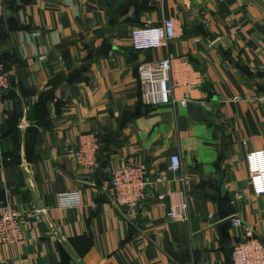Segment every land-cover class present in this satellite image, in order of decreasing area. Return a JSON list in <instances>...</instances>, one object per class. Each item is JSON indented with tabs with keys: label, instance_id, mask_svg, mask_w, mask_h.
Returning a JSON list of instances; mask_svg holds the SVG:
<instances>
[{
	"label": "crops",
	"instance_id": "crops-1",
	"mask_svg": "<svg viewBox=\"0 0 264 264\" xmlns=\"http://www.w3.org/2000/svg\"><path fill=\"white\" fill-rule=\"evenodd\" d=\"M165 18L177 37L135 51L131 32ZM169 54L173 97L187 106L144 107L137 67ZM0 65L10 79L0 162L11 159L0 201L45 210L36 225L23 219L22 242L0 245V264H231L218 193L264 237V196L245 162L264 150V0H4ZM82 140L95 145L93 170L65 154ZM125 161L146 165L151 184L130 219L103 192ZM62 193L80 205L61 208ZM181 201L186 221L168 216Z\"/></svg>",
	"mask_w": 264,
	"mask_h": 264
},
{
	"label": "built area",
	"instance_id": "built-area-1",
	"mask_svg": "<svg viewBox=\"0 0 264 264\" xmlns=\"http://www.w3.org/2000/svg\"><path fill=\"white\" fill-rule=\"evenodd\" d=\"M4 0H0V18L2 17ZM178 26L173 19L165 18L160 26L146 25L138 27L131 32L132 47L137 52L154 51L167 48L168 43L177 37ZM172 55L163 60L143 62L137 67V81L140 91V101L144 107L155 108L159 106H187V101L177 100L173 97L177 84L171 76ZM10 89V79L7 71L0 65V117L7 114L10 109L6 93ZM95 145L88 146L83 140L76 147L65 149L67 157L74 160L79 167L93 170L97 167ZM11 159H2L0 167ZM248 171V181L252 193L264 196V150L250 152L245 156ZM2 168V167H1ZM171 172L181 171V162L178 156L170 159L168 168ZM156 180L166 181L167 175L159 173ZM150 182L148 181V168L143 164L125 161L123 165L114 170L107 185L103 188L109 205L119 207L126 211L128 218H135L139 204L145 199ZM162 200V196L157 197ZM58 205L61 208H74L80 205L77 193H62L58 196ZM45 211L32 208L21 212L7 201H0V245L12 246L23 241V219L30 215L33 224L41 221ZM172 219L187 220L185 201H181L168 213ZM233 235L231 243V264H264V237H258L253 227L248 226L240 217H229Z\"/></svg>",
	"mask_w": 264,
	"mask_h": 264
},
{
	"label": "water",
	"instance_id": "water-1",
	"mask_svg": "<svg viewBox=\"0 0 264 264\" xmlns=\"http://www.w3.org/2000/svg\"><path fill=\"white\" fill-rule=\"evenodd\" d=\"M209 37L210 39L213 38L211 35H209ZM261 88L264 91V86ZM216 203L217 215L220 220H226L233 215V209L230 206V198L228 196H221V194L218 193ZM222 230H224V228Z\"/></svg>",
	"mask_w": 264,
	"mask_h": 264
},
{
	"label": "rangeland",
	"instance_id": "rangeland-1",
	"mask_svg": "<svg viewBox=\"0 0 264 264\" xmlns=\"http://www.w3.org/2000/svg\"><path fill=\"white\" fill-rule=\"evenodd\" d=\"M44 210V209H43ZM45 211V210H44Z\"/></svg>",
	"mask_w": 264,
	"mask_h": 264
}]
</instances>
